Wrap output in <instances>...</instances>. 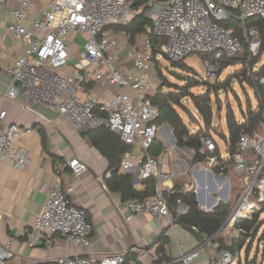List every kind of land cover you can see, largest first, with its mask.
Segmentation results:
<instances>
[{
	"label": "built area",
	"instance_id": "obj_1",
	"mask_svg": "<svg viewBox=\"0 0 264 264\" xmlns=\"http://www.w3.org/2000/svg\"><path fill=\"white\" fill-rule=\"evenodd\" d=\"M9 0H0L5 4ZM13 21L3 39L13 37L25 45L16 60L7 67L11 83L5 97L15 100L23 95V106L31 110L38 103L57 110L75 131L94 130L107 127L129 146L123 153V173H135V178L156 179L155 193L145 198H127L125 203L131 212L130 219L137 213L148 212L155 217H165L172 223V213L166 193L173 192L172 182L179 176L170 170L171 160L165 154L151 152L161 126L159 105L151 98L153 89L150 69L156 47L150 37L144 47L127 49V57L134 60L136 73L123 74L119 68L117 36L108 26L125 24L138 0H13ZM157 8L153 18L152 34L159 38L157 47L173 63L185 60L191 54L203 53L210 56L204 65L208 76H219L223 61L239 55L250 43L256 52L261 44L255 27L245 30V39L234 36L230 29L221 24L227 19L243 20L258 17L264 19V0H148ZM150 5V6H151ZM73 31L86 32V38L77 49V61L70 64L74 50L69 43ZM123 35L130 36L126 31ZM256 54V53H255ZM227 66L226 68H229ZM70 68V70H68ZM85 73L93 74L99 83H113L119 87L131 86L134 95L118 92L105 99L89 94L83 96L82 83ZM264 84V77L257 78ZM7 111L0 106V161H11L22 168L32 162V156L16 144L32 127L13 122L5 127ZM41 118L46 119L44 116ZM242 121V120H241ZM260 124L264 125V122ZM197 133V131H192ZM188 135L184 136V140ZM177 140V139H176ZM199 151L208 155L210 171L226 182L219 186L223 191L228 183L225 203L232 200L231 178L228 171L244 172V191L222 225L208 237L215 250L220 253V264H239L233 252L220 247L219 237L232 230L241 231L240 222L253 221L264 213V134L254 130L242 133L236 145L219 147L214 136L202 138ZM178 144V143H177ZM194 156V150L186 147ZM205 162H198L203 164ZM73 176L79 177L88 170L85 161L73 158L66 161ZM218 166L220 171L214 170ZM166 167L168 168L166 171ZM207 169V168H206ZM171 183L169 185L168 183ZM193 187L191 184L190 189ZM107 189V185L103 184ZM68 192L74 187H68ZM177 217L188 208L178 199ZM93 225L85 211L76 206L67 196L61 181L47 189L43 209L36 219L35 230H24L22 235L28 245H43L50 249L60 240L78 246H87ZM264 238V230L262 233ZM13 239L0 240V264H8L14 256ZM199 255L198 248L181 256L189 264ZM124 253L96 255L63 254L55 258L54 264H124ZM38 264V263H33ZM140 264V263H133Z\"/></svg>",
	"mask_w": 264,
	"mask_h": 264
},
{
	"label": "crops",
	"instance_id": "obj_2",
	"mask_svg": "<svg viewBox=\"0 0 264 264\" xmlns=\"http://www.w3.org/2000/svg\"><path fill=\"white\" fill-rule=\"evenodd\" d=\"M143 6L137 7L134 14L131 12V19L143 12ZM15 7L16 2L13 0L0 4V106L7 111L5 127L20 122L23 126L32 127L33 131L23 134L16 144L18 149H24L32 156L30 164L19 168L11 161H0V240L13 239L15 253L8 264H54L55 258L63 254L85 256L95 253L99 256L121 252L125 255L124 264H185L181 256L196 248L199 255L189 264H220V253L208 240L209 236L200 233L195 227L188 228L178 219L175 213L179 206L172 212V223L165 217H155L148 212L137 213L130 219L131 212L126 206V198L120 190L113 188V174L123 173L121 160L124 151H120L122 144L126 145L116 133L107 127L75 131L55 109L36 103L28 110L23 106V95L15 100L5 97L11 83L6 69L25 49V45L13 37H1L8 32ZM151 12L153 20L157 8L154 7ZM76 34L72 35L74 41ZM113 34L119 41L116 49L119 68L125 75L136 73L134 60L123 52V48L128 45L125 39L128 36L123 35L122 31ZM71 47L74 58L80 47ZM76 58L72 64L77 61ZM84 75L83 96L92 94L105 99L121 91L131 95L135 93L131 86L102 84L95 80L93 74ZM167 125L164 123L163 127L171 135L173 129ZM126 146L125 150L129 148ZM178 148L180 151L175 153V157H170V170L179 175L176 179L189 175H186L189 182L181 183L188 190L193 185L200 208L212 211L220 202L225 203L228 183L223 191L219 190V186L226 182L225 178L216 176L220 175L217 172L213 174L205 163L193 162V156L186 151V147ZM73 158H79L88 165V170L79 177L73 176L68 166L63 168L64 163ZM58 181L63 183L67 196L85 211L93 225L87 246H78L64 240L50 249L43 245L30 246L22 235L24 230H35L47 189ZM103 184L107 185V189L103 188ZM168 184L172 186L170 182ZM133 185L135 190L145 192L148 196L155 192V188H149L145 180L134 177ZM68 187H74V191L68 192ZM163 238L167 241L161 250L160 240ZM221 238L228 244L232 242L228 235L222 234ZM163 255L170 262L161 261Z\"/></svg>",
	"mask_w": 264,
	"mask_h": 264
},
{
	"label": "trees",
	"instance_id": "obj_3",
	"mask_svg": "<svg viewBox=\"0 0 264 264\" xmlns=\"http://www.w3.org/2000/svg\"><path fill=\"white\" fill-rule=\"evenodd\" d=\"M146 2H148V0H138L136 2L135 7L145 5L147 4ZM149 10L150 5H146L142 13L137 14L128 23L116 24V27L117 32L126 31L127 33H129L132 41H134L136 35L140 33L147 34L149 37H151V39L153 40V45L156 47L154 51V58H156L157 54L161 53L160 49L157 47L159 38L152 34V31H149V28H152L153 23V20L146 15ZM232 19L223 20L221 21V24L230 29L234 36H239L244 40L245 31L239 25L233 26ZM244 26L245 30L249 27H255L257 29L259 38L261 39V49L259 54L255 56L251 51H248L249 48L245 45L247 51L244 53V55L239 56L245 50V47L239 55L231 58L230 60H224L222 68L230 66L231 64H235L238 61L244 63L245 66L249 63L251 66H254L259 62L260 54L264 52V19L258 17L249 18ZM158 76L160 79H163V81L167 80L162 75L159 67ZM261 77H264V62L260 66V69H258V71H254V73L251 76H248L247 78L248 82L251 84V87L254 89L255 98L257 99L259 105L258 111L252 110V107L250 106V110L248 112L242 111L241 114L243 120L241 121L237 119L232 109L229 110L226 116L227 133L223 129L221 131H217L219 134L216 133L218 136L224 139L225 144L230 143L232 145H236L242 133H252L254 130L257 129L261 122H264V84H260V82L256 80L257 78ZM230 84L231 82L226 79L224 83H219L217 86L219 87V89H222L223 87L226 88ZM164 86H169L171 89L175 88L179 91H173L170 89L171 91L166 92L164 91ZM189 86L190 85H188V87H180L176 84L166 81L165 83L160 85L153 94H151V98L154 102L159 105L160 108V117L157 120V123L159 125L164 123L169 124L173 129V133L175 135V138L177 139L178 146H184L194 150L195 154L193 156V162H206L208 155L201 154L199 149L203 145L202 138L206 135H212V99L209 93H207L206 95H198L191 92L189 90ZM211 86L217 88L216 85ZM184 97H190L192 99L198 114L204 122L202 124V127L197 131V133H193L191 130H189V128L183 121L180 113L176 109V106L178 105L183 107L185 106L182 102V99ZM185 135H188L187 140H184ZM126 147V145L122 144V149L120 152H125ZM153 154L158 155L160 153ZM214 170L220 171V168L218 166H215ZM113 176V188L120 190L123 193L124 198L127 199L148 197L147 193H142L135 190V187L133 185L135 173H114ZM183 179L184 178L182 177H178L177 179H175L173 192L166 193L168 205L171 211L173 212L177 209L178 199H180L183 204L187 206L188 210L186 213L180 215L178 219L188 228L195 227L200 233H206L208 236L213 235L222 227V225L226 221L231 210L230 204L220 202L216 207H214L212 211L203 210L202 208H200L194 188L192 187L189 190L185 189L182 185V183H185ZM145 181L147 182L149 188H156L155 178L152 177L146 179ZM259 218L260 216L257 215L255 219L251 222L247 220L240 222V232H242V236H240V238L234 239L230 244L224 242L220 236L218 239L220 242V247L231 250L235 255V249L237 247L239 248V250H241L245 242H247V240H249L251 236L255 237L259 233L260 226L255 228V225L258 223ZM166 241V238L160 240L161 250L164 249ZM248 250H250V246ZM160 259L161 261L166 260L167 262H170L166 257H164V255L161 256ZM239 264H242V262L240 261ZM247 264L251 263L247 262Z\"/></svg>",
	"mask_w": 264,
	"mask_h": 264
},
{
	"label": "rangeland",
	"instance_id": "obj_4",
	"mask_svg": "<svg viewBox=\"0 0 264 264\" xmlns=\"http://www.w3.org/2000/svg\"><path fill=\"white\" fill-rule=\"evenodd\" d=\"M146 3L147 4H145L143 7H146V5H151L150 2ZM136 8L137 7L133 8V14L135 13ZM153 8L154 5H151L150 10H152ZM150 10L147 12L146 15L152 19L153 12L150 13ZM132 19L130 15V21ZM232 25H239L245 31V22L243 20H237L234 18L232 19ZM108 30L113 33H116L117 27L116 25H110L108 27ZM149 31H151V28H149ZM74 33H77L76 41H74L72 37ZM86 37V32L84 31H73L70 37L71 41H69V43L71 45H78V47H80ZM147 37L149 36L144 33L136 35L134 41L131 40L130 36L125 37V39L128 41V45L123 48L124 54L126 55L127 49L138 50L140 48H143L144 41ZM246 46L249 48L248 51H251L250 43H246ZM246 46L245 50L239 56L244 55V53L247 51ZM260 49L261 44L256 50V52H251L255 56H257L260 52ZM75 58L76 57H72L70 59V64H72ZM207 58H210V56L207 54L194 53L186 57L183 62L173 63L166 55H164L163 53H158L156 58H152L150 78L153 89L150 93L153 94L157 90V88L166 81H169L170 83L176 84L180 87H188V85H190L189 90L198 95H206L207 93H209L212 99L213 107L212 135L214 136L215 141L219 144V147L222 149V151H225V141L222 137L217 135L219 134L217 131H221L223 129L227 133V112L232 109L237 119L243 120L241 113L242 111L248 112L250 110V106L252 107V110L258 111L259 105L257 99L255 98L254 89L251 87V84L248 82L247 78L248 76H251L254 71H258V69H260V66L264 62V52L260 54L259 62L254 66H251L250 63L245 66L244 63L238 61L235 64H231L229 68L224 67L219 76L207 75L206 68L204 65V61ZM158 67L161 70L162 75L167 79L166 81H163V79L159 78ZM226 79H228L231 84L228 85L226 88L223 87L222 89H219L217 85L219 83H224ZM211 85H216L217 88ZM170 89L171 88L169 86H164V91L166 92H169L171 90L179 91L175 88H172L171 90ZM182 102L185 106H176L177 111L180 113L183 121L185 122L189 130L198 131L202 127V124L204 122L198 114L194 102L190 97H184L182 99ZM161 126L162 127L160 131H158L155 143L151 148V152L164 153L166 162H168L169 160H171L170 157H175V153L179 150V148L178 144H175L173 142V137L167 133V131L163 127V124H161ZM256 131L260 134H264V125L260 124L257 127ZM182 154L185 155L184 153ZM205 164L208 165L207 162H205ZM167 169L168 168L166 167L165 170L168 171ZM227 173L231 178L232 200L229 204L232 208L236 205L240 195H242L244 191L242 180L244 172H236L230 170ZM186 175L187 174L184 175L183 179L185 183L189 182L187 178V176L189 175ZM258 226H260V230L257 236H251L249 240L245 242L241 250H239L238 247L235 249V255L237 259L242 262V264H247V262L251 264H264V238L262 237V233L264 230V213L260 215L259 221L255 225V228ZM226 235H228L229 241H233L234 239L240 238V236H242V232H239V230H232L230 232H227ZM249 246L250 250H248Z\"/></svg>",
	"mask_w": 264,
	"mask_h": 264
},
{
	"label": "water",
	"instance_id": "obj_5",
	"mask_svg": "<svg viewBox=\"0 0 264 264\" xmlns=\"http://www.w3.org/2000/svg\"><path fill=\"white\" fill-rule=\"evenodd\" d=\"M169 128H170V126L169 125H167ZM171 135H172V137H173V142L175 143V144H177V140H176V138H175V135H174V133L171 131ZM176 223V222H175ZM177 223H181L180 221H177Z\"/></svg>",
	"mask_w": 264,
	"mask_h": 264
}]
</instances>
